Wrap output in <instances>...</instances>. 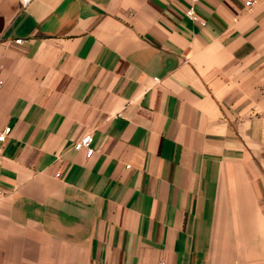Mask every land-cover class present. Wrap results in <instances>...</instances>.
<instances>
[{"label": "crops", "instance_id": "0c3cea01", "mask_svg": "<svg viewBox=\"0 0 264 264\" xmlns=\"http://www.w3.org/2000/svg\"><path fill=\"white\" fill-rule=\"evenodd\" d=\"M245 1L0 0V264H264Z\"/></svg>", "mask_w": 264, "mask_h": 264}, {"label": "built area", "instance_id": "2783aa9c", "mask_svg": "<svg viewBox=\"0 0 264 264\" xmlns=\"http://www.w3.org/2000/svg\"><path fill=\"white\" fill-rule=\"evenodd\" d=\"M32 0H19V5L21 9H25ZM184 4H186V8L184 11L185 16L192 22H196L200 24L201 26L204 25V22L200 20V18L197 16L195 12V5L198 2V0H181ZM245 6L249 7L252 5V2L250 0H246L244 3ZM17 44H20L22 42L21 39H17L14 41ZM155 82H157V79H154ZM2 85V80L0 79V88ZM10 132V128H5L0 132V145L3 144L6 140V137L8 136ZM92 144V137L91 135L87 134L82 136L78 141H76L73 145L74 150L76 151H83L86 157H90L93 154V148L91 146ZM1 153V148H0ZM56 176H59V174H56Z\"/></svg>", "mask_w": 264, "mask_h": 264}]
</instances>
